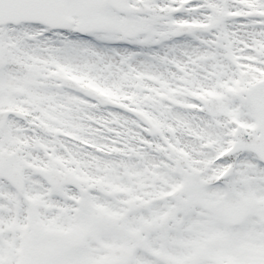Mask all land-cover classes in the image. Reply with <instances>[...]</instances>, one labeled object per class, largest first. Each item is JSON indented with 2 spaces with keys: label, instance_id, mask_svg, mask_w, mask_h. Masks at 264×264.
Wrapping results in <instances>:
<instances>
[{
  "label": "snow or ice",
  "instance_id": "snow-or-ice-1",
  "mask_svg": "<svg viewBox=\"0 0 264 264\" xmlns=\"http://www.w3.org/2000/svg\"><path fill=\"white\" fill-rule=\"evenodd\" d=\"M0 264H264V0H0Z\"/></svg>",
  "mask_w": 264,
  "mask_h": 264
}]
</instances>
